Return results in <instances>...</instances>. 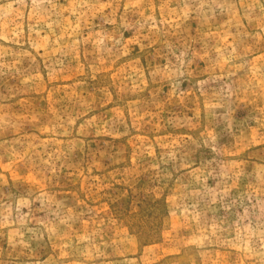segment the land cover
Instances as JSON below:
<instances>
[{"label":"rangeland","instance_id":"1","mask_svg":"<svg viewBox=\"0 0 264 264\" xmlns=\"http://www.w3.org/2000/svg\"><path fill=\"white\" fill-rule=\"evenodd\" d=\"M0 264H264V0H0Z\"/></svg>","mask_w":264,"mask_h":264}]
</instances>
